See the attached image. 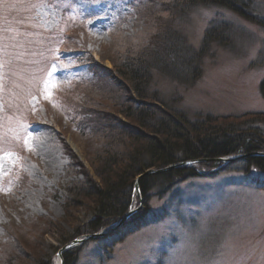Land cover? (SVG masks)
Wrapping results in <instances>:
<instances>
[{
    "label": "rangeland",
    "instance_id": "rangeland-1",
    "mask_svg": "<svg viewBox=\"0 0 264 264\" xmlns=\"http://www.w3.org/2000/svg\"><path fill=\"white\" fill-rule=\"evenodd\" d=\"M250 1L262 16L264 0ZM158 4L0 0V264H60V257L63 264L61 239L92 218L89 198L64 207L70 182L85 175L98 181L88 149L105 140L79 129L91 113L121 117L110 101L119 86L98 75L106 68L115 76V59L142 52L155 38L168 16ZM211 20L228 23V37L212 43L195 82L182 85L154 71L151 88L176 99L192 120L214 116L218 124L255 129L264 141V28L218 6H197L174 25L198 48ZM234 160L188 164L197 176L164 195L151 191L145 200L134 191L128 218L136 220L115 228L122 240L105 251L108 238L77 235L83 240L70 247L74 264H264V188L254 181L264 173L220 168Z\"/></svg>",
    "mask_w": 264,
    "mask_h": 264
},
{
    "label": "trees",
    "instance_id": "trees-1",
    "mask_svg": "<svg viewBox=\"0 0 264 264\" xmlns=\"http://www.w3.org/2000/svg\"><path fill=\"white\" fill-rule=\"evenodd\" d=\"M142 1L154 6L157 0ZM159 4L164 6L168 16L157 29L155 38L150 40L142 52H129L115 59V76L111 69L106 68V75H98L115 81L119 86V94L114 95L110 101L112 111L121 117L110 111L91 113L87 115L89 119L80 126L79 130L88 139H96L98 143L104 139L105 142L95 149H88L93 150L90 164L98 181L85 175L81 180L70 182L66 188V209L72 207L78 197L91 199L94 208L92 218L63 237L62 244L77 235L91 234L109 227L120 219L132 204L136 177L148 169H160L174 163L199 159L207 160L197 162L198 165L213 166L217 165L215 158L264 152L263 137L255 129L246 132V128L240 126L218 124L219 120L214 116L192 120L175 107L176 99L167 101L151 88L154 71L182 85H192L200 74L201 62L209 55L212 43L222 44L221 36L228 37V23H214L211 20L203 32L200 46L194 48L187 42L180 27L174 25L176 20L185 24L188 15L197 6H218L264 28V12L262 16L255 13L250 0H159ZM220 168L224 171L235 168L243 173L252 169L259 174L264 173V156L241 157ZM197 174V168L187 164L145 175L137 182L140 198L147 200L151 191L157 195L172 192L177 183L194 178ZM250 179H247L248 184L257 180L262 184L260 187L264 188V179L255 178L252 182ZM134 216L120 226H126L131 222L130 218L136 220ZM144 224L146 221L141 224L132 223L130 227ZM120 232V229H114L104 238L99 237L100 241L109 239L101 245L102 249L107 251L122 240ZM71 248L64 251L63 264H74L76 260V248Z\"/></svg>",
    "mask_w": 264,
    "mask_h": 264
},
{
    "label": "water",
    "instance_id": "water-1",
    "mask_svg": "<svg viewBox=\"0 0 264 264\" xmlns=\"http://www.w3.org/2000/svg\"><path fill=\"white\" fill-rule=\"evenodd\" d=\"M250 156H264V152H252V153H247V154H238L235 158H238V157H250ZM235 158H226V157H219V158H215L214 161H230V160H234ZM207 159H199V160H189V161H183V162H180V163H174V164H171V165H167L165 166L164 168H160V169H148L146 170L144 173L140 174L139 176L136 177L135 181H134V184H133V189L136 193H139V190H138V180L145 176V175H148V174H153V173H160V172H163V171H166V170H170V169H173V168H176V167H179V166H182V165H187V164H191V163H195V162H200V161H206ZM133 211V210H132ZM132 211H128L123 217H121L119 220H117L115 223H114V226L112 228H117L119 227L127 218L128 216H130L132 214ZM107 233V230L106 231H102V232H94V233H91V234H87L85 235V239H92V238H98V237H102L104 236L105 234ZM83 240L82 238H75L73 239L72 241L66 243L60 251L62 250H66L74 245H76V243H78L79 241ZM60 264H62V259L60 257Z\"/></svg>",
    "mask_w": 264,
    "mask_h": 264
},
{
    "label": "snow or ice",
    "instance_id": "snow-or-ice-1",
    "mask_svg": "<svg viewBox=\"0 0 264 264\" xmlns=\"http://www.w3.org/2000/svg\"><path fill=\"white\" fill-rule=\"evenodd\" d=\"M56 67H57V65L54 63V64L52 65V70H51V72L48 73L49 76H51L52 73L56 71ZM48 84H49V81H45V93H46L45 98H46V99L50 98V92H49V89H48ZM53 86H54V85H53ZM25 143L27 144V140L25 141Z\"/></svg>",
    "mask_w": 264,
    "mask_h": 264
}]
</instances>
